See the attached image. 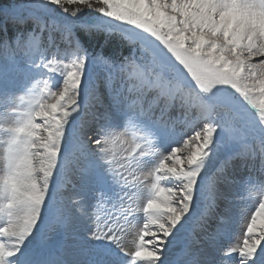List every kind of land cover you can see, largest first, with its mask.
I'll list each match as a JSON object with an SVG mask.
<instances>
[{
    "label": "snow or ice",
    "instance_id": "snow-or-ice-1",
    "mask_svg": "<svg viewBox=\"0 0 264 264\" xmlns=\"http://www.w3.org/2000/svg\"><path fill=\"white\" fill-rule=\"evenodd\" d=\"M0 17L16 29L0 36V54L14 61L0 65V79L37 69L55 77L7 129L0 264H68L65 242L52 237L78 235L89 194L97 207L130 199L124 168L109 156L114 129L126 125L146 141L133 134L128 167L150 166L153 180L143 226L128 252L111 226L119 214L98 216L96 230L86 228L103 245L88 251L91 264H264V181L251 184L264 174V0H19ZM105 30L128 55L91 48ZM241 128L260 145L258 158L241 150ZM69 171L76 198L59 191ZM243 188L258 204L233 246L223 240ZM136 212L125 209L124 219ZM36 244L51 250L40 257Z\"/></svg>",
    "mask_w": 264,
    "mask_h": 264
},
{
    "label": "rangeland",
    "instance_id": "rangeland-1",
    "mask_svg": "<svg viewBox=\"0 0 264 264\" xmlns=\"http://www.w3.org/2000/svg\"><path fill=\"white\" fill-rule=\"evenodd\" d=\"M64 56L65 53L62 51L57 58L64 59ZM48 58L51 59V56ZM12 63H14V61L11 57L0 54V65H10ZM39 63L40 61L37 60V64ZM54 79L55 77L52 76L47 69L34 70L31 79L16 71L10 72L6 80L0 79V155L6 154L9 135L7 129L14 125L17 111L28 107L29 102L34 96L39 95L40 89L43 88V82L45 80H49L51 84ZM256 117L258 118V113L256 114ZM189 126L195 128V125L190 124ZM126 129L127 134L120 136V133L125 132ZM114 132L120 138L117 139L113 145L109 146V156L113 162V167L120 169L121 166H123L124 168V174L129 189L127 195L130 196V199L116 201L115 208H113L111 202L101 204L97 207L96 201L92 199L91 194H89L85 205L88 215L84 217L82 223L79 224L78 235L76 237L69 236L67 238L60 235H54L52 237L54 243L59 241L65 242L67 250L65 258L69 261V264H91V259L87 254L88 251L103 246L102 242L99 241L89 242L91 232L86 231V228H91L92 231L96 230L98 216L105 217L106 214H112L113 212L119 214L120 219L111 226L120 229L116 234L121 237L122 247L124 249H128V251L131 252L134 250L135 244L138 242L137 232L139 228L143 226L142 206L150 195L153 180L151 177L147 176L150 166L136 168L135 165H133L132 167H128V157L130 154H133V134L137 137L136 143L141 146H144L146 141L139 139V137L144 136L142 131L128 125L114 129ZM192 134V132H189V135ZM239 134L243 135L245 138L248 137L243 128L240 129ZM248 138V143L241 144L240 148L248 157L251 158L253 154H256V157L258 158L260 145L254 142L250 137ZM172 146L178 147L180 149V154H186V149L182 145L173 144ZM145 151H155V149H149L146 147ZM3 168L4 165L0 164V169ZM0 174H3L2 171H0ZM74 177L75 172L69 171L67 175L59 179V184L61 185L59 191L63 198L77 197L79 186L77 185L74 188L73 184L69 183L70 180H74ZM242 178L247 179V173L241 172V174L236 177L238 181ZM262 181H264V174L257 172L254 174L251 184L258 186ZM251 184L249 187H251ZM257 204L258 197L255 195L254 189L251 194L246 188L241 189V198L235 201L231 206V214L234 220L231 232L224 238L223 242L231 243L233 246L239 245L243 242L247 220L250 219L251 212L255 210L254 206ZM129 207L137 209V212L134 217L124 219L125 209ZM242 216L245 218L241 219ZM100 223L102 225L104 220L101 219ZM34 247L37 255L40 257L42 253H49L51 250L50 246H43L40 244H36ZM81 249H86L84 254L81 253Z\"/></svg>",
    "mask_w": 264,
    "mask_h": 264
},
{
    "label": "trees",
    "instance_id": "trees-1",
    "mask_svg": "<svg viewBox=\"0 0 264 264\" xmlns=\"http://www.w3.org/2000/svg\"><path fill=\"white\" fill-rule=\"evenodd\" d=\"M18 2L19 0H0V9L7 10L10 5H14V3ZM69 7L73 8L75 6L70 5ZM84 15L94 22H104L101 14L93 12L92 10H86ZM28 30H31L30 27L28 28ZM15 31L16 29L8 25L7 22L4 21L3 17H0V36L7 34L9 38H12L15 35ZM89 39L91 40L92 49L99 51L102 46L105 54H109L113 48L119 47L123 51V49L126 47L121 43L120 37L117 34H108L107 30L95 33L94 37ZM123 54L128 55L129 53L127 51H123ZM248 139L249 138L246 137L241 144L247 142Z\"/></svg>",
    "mask_w": 264,
    "mask_h": 264
},
{
    "label": "clouds",
    "instance_id": "clouds-1",
    "mask_svg": "<svg viewBox=\"0 0 264 264\" xmlns=\"http://www.w3.org/2000/svg\"><path fill=\"white\" fill-rule=\"evenodd\" d=\"M11 127V126H10ZM9 127V128H10ZM0 164L4 165L3 169H0V171H2L3 174H0V177H3L6 174L7 171V160H6V154L4 155H0Z\"/></svg>",
    "mask_w": 264,
    "mask_h": 264
},
{
    "label": "bare ground",
    "instance_id": "bare-ground-1",
    "mask_svg": "<svg viewBox=\"0 0 264 264\" xmlns=\"http://www.w3.org/2000/svg\"><path fill=\"white\" fill-rule=\"evenodd\" d=\"M247 143H248V142H247ZM247 143L245 142L244 144H247ZM130 227H131V225H130ZM130 227H129V228H130ZM133 227H134V226H133ZM129 235H130V234H129ZM123 249H124V248H123ZM124 250H125V251H128V249H124ZM128 252H130V251H128ZM43 256H46V253H44ZM68 264H69V261H68Z\"/></svg>",
    "mask_w": 264,
    "mask_h": 264
}]
</instances>
